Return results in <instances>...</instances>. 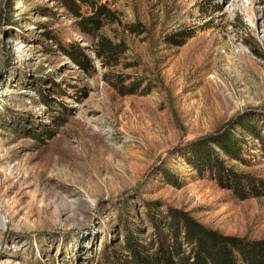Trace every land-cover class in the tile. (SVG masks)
<instances>
[{
    "label": "rangeland",
    "instance_id": "374dc122",
    "mask_svg": "<svg viewBox=\"0 0 264 264\" xmlns=\"http://www.w3.org/2000/svg\"><path fill=\"white\" fill-rule=\"evenodd\" d=\"M73 1L0 0V264H125L176 213L264 240V187L188 163L250 122L241 161L210 147L264 182V0Z\"/></svg>",
    "mask_w": 264,
    "mask_h": 264
},
{
    "label": "trees",
    "instance_id": "16d2710c",
    "mask_svg": "<svg viewBox=\"0 0 264 264\" xmlns=\"http://www.w3.org/2000/svg\"><path fill=\"white\" fill-rule=\"evenodd\" d=\"M65 2L72 7L75 5L73 0ZM97 23L95 21L94 25L87 27L95 28ZM238 128H241L242 132L239 133ZM243 134L259 138L250 122L237 127L232 121L227 125L225 133L198 142L194 149L199 160H189L188 163L200 172L204 167L212 174L217 171L220 179H225L235 194L245 199L258 198L261 196L259 185L264 187V182L228 170L223 172V167L210 147L214 146L241 161L247 150L243 145ZM155 242L158 247L148 250L146 241L144 243L137 238L129 240L126 247L129 255L124 259L125 264H264V240L250 241L224 236L198 224L187 214L176 213L170 217H162Z\"/></svg>",
    "mask_w": 264,
    "mask_h": 264
},
{
    "label": "bare ground",
    "instance_id": "6f19581e",
    "mask_svg": "<svg viewBox=\"0 0 264 264\" xmlns=\"http://www.w3.org/2000/svg\"><path fill=\"white\" fill-rule=\"evenodd\" d=\"M241 3L242 0H233L232 4H231V9H233V11L235 13H239V11L241 10Z\"/></svg>",
    "mask_w": 264,
    "mask_h": 264
}]
</instances>
